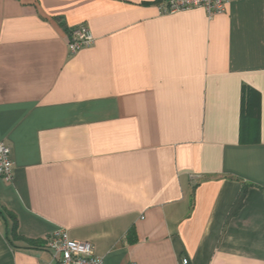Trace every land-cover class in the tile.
<instances>
[{"label": "crops", "instance_id": "crops-1", "mask_svg": "<svg viewBox=\"0 0 264 264\" xmlns=\"http://www.w3.org/2000/svg\"><path fill=\"white\" fill-rule=\"evenodd\" d=\"M160 4L0 0V264H264V0Z\"/></svg>", "mask_w": 264, "mask_h": 264}, {"label": "built area", "instance_id": "built-area-1", "mask_svg": "<svg viewBox=\"0 0 264 264\" xmlns=\"http://www.w3.org/2000/svg\"><path fill=\"white\" fill-rule=\"evenodd\" d=\"M232 0H161L163 12H175L191 8H202L207 15L223 12ZM94 37L85 24L73 27L69 32L68 50L71 54L79 48L92 44ZM14 179V167L11 149L0 140V180L11 182ZM45 245L58 258V264H103L101 257L93 253V245L88 241L72 240L66 229L58 228L45 237ZM181 264H188L182 258Z\"/></svg>", "mask_w": 264, "mask_h": 264}, {"label": "trees", "instance_id": "trees-1", "mask_svg": "<svg viewBox=\"0 0 264 264\" xmlns=\"http://www.w3.org/2000/svg\"><path fill=\"white\" fill-rule=\"evenodd\" d=\"M70 32V30H69ZM254 114V113H253ZM245 186L243 185V187L241 188L238 196L236 197L234 203H233V206L231 207V210H230V215L234 214L237 212V209H239L242 205V200H243V196H244V193H245Z\"/></svg>", "mask_w": 264, "mask_h": 264}]
</instances>
